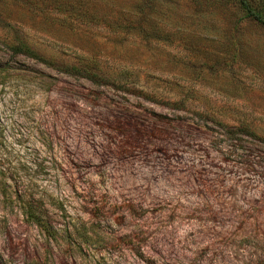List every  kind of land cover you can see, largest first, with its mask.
<instances>
[{
  "label": "rangeland",
  "instance_id": "1",
  "mask_svg": "<svg viewBox=\"0 0 264 264\" xmlns=\"http://www.w3.org/2000/svg\"><path fill=\"white\" fill-rule=\"evenodd\" d=\"M82 1L150 2L187 43L0 0V263L264 264V26Z\"/></svg>",
  "mask_w": 264,
  "mask_h": 264
},
{
  "label": "trees",
  "instance_id": "2",
  "mask_svg": "<svg viewBox=\"0 0 264 264\" xmlns=\"http://www.w3.org/2000/svg\"><path fill=\"white\" fill-rule=\"evenodd\" d=\"M236 3H238V6L244 11L241 17L250 18L264 26V2L260 5L253 4L252 0H236ZM130 7L132 9L130 11H118V9H115L114 13L111 14L110 11H98L94 7V3H84L81 0L80 8L74 10V12L71 8L69 12L75 13V15H79L90 21L98 23L104 22L112 30L125 32L131 36L140 37L146 41L167 44H174L181 41L186 45V39L182 38V35L172 28L170 22L155 15V9H152L150 2L135 3ZM129 90L133 92L138 91L139 94L144 97L150 98L143 90H135V88Z\"/></svg>",
  "mask_w": 264,
  "mask_h": 264
}]
</instances>
